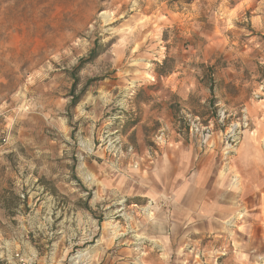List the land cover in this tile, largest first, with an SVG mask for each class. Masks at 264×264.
I'll return each instance as SVG.
<instances>
[{"label":"rangeland","instance_id":"374dc122","mask_svg":"<svg viewBox=\"0 0 264 264\" xmlns=\"http://www.w3.org/2000/svg\"><path fill=\"white\" fill-rule=\"evenodd\" d=\"M0 264H264V0H0Z\"/></svg>","mask_w":264,"mask_h":264},{"label":"trees","instance_id":"16d2710c","mask_svg":"<svg viewBox=\"0 0 264 264\" xmlns=\"http://www.w3.org/2000/svg\"><path fill=\"white\" fill-rule=\"evenodd\" d=\"M95 55H96V47H93V48L90 50V52H89V54H88V57H87L86 59H81V62L86 61V60H90V59L94 58ZM80 64H81V63H80ZM80 64H78V66H79ZM78 66H77V67H78ZM160 66H162V65H160Z\"/></svg>","mask_w":264,"mask_h":264},{"label":"crops","instance_id":"0c3cea01","mask_svg":"<svg viewBox=\"0 0 264 264\" xmlns=\"http://www.w3.org/2000/svg\"><path fill=\"white\" fill-rule=\"evenodd\" d=\"M261 190V189H260Z\"/></svg>","mask_w":264,"mask_h":264}]
</instances>
